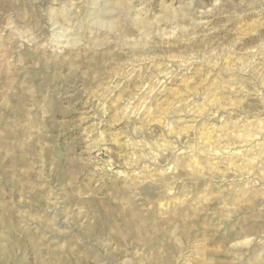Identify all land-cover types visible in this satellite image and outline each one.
Returning <instances> with one entry per match:
<instances>
[{
  "label": "rangeland",
  "instance_id": "rangeland-1",
  "mask_svg": "<svg viewBox=\"0 0 264 264\" xmlns=\"http://www.w3.org/2000/svg\"><path fill=\"white\" fill-rule=\"evenodd\" d=\"M0 264H264V0H0Z\"/></svg>",
  "mask_w": 264,
  "mask_h": 264
},
{
  "label": "bare ground",
  "instance_id": "bare-ground-1",
  "mask_svg": "<svg viewBox=\"0 0 264 264\" xmlns=\"http://www.w3.org/2000/svg\"><path fill=\"white\" fill-rule=\"evenodd\" d=\"M200 161H201V159H200ZM200 161H199V157H198V160H195L193 158H191V159L188 158L187 160H185L183 158L182 160L179 161V163H180L181 167L184 170H186L187 167L198 168V163ZM175 166L177 168V165H175ZM172 168L174 169L175 167H172ZM175 172H176V170H175ZM178 174H179V172L177 173V175ZM151 175H153V174H151ZM159 175H157V176H159ZM153 177H155V176L153 175ZM168 182H169V180H168ZM168 182L166 181V177H162L161 176V177H158V180H156V182H153L152 184L151 183H149V185L142 184L140 186L138 184V186H137L138 190L140 189L141 195L143 196V203H142V205L140 204L141 207L132 205L131 208H129V210H124V211L120 210L121 211L120 215H123V219H122L123 223L121 225H118V224H116L114 222V227L116 229V236H117V241L115 240L116 242L121 244L122 242L127 241L129 238L139 237L141 234L144 233L143 232L144 229L147 232L148 238L151 239V240H157L162 235H164V233H161V231H162V221L159 219L160 216L158 218V213L160 211L163 212L164 208L166 210H168L169 208L171 209V208H177V207H178V209H181L182 205L187 202V200L183 199V197L182 198H175V199L174 198L173 199H171V198L170 199H166L165 203L159 202V200L161 198L165 197L166 192L171 189L170 185L168 184ZM134 192H136V191H134ZM129 200L131 201V199H129ZM113 217H115V216L111 215L112 219H113ZM110 225H111V223H110ZM142 237H143V235H142ZM114 239H116V238H114Z\"/></svg>",
  "mask_w": 264,
  "mask_h": 264
}]
</instances>
